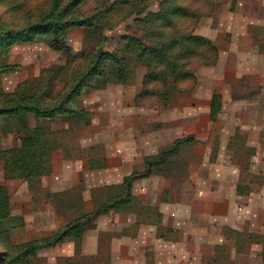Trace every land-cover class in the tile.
<instances>
[{"label": "crops", "instance_id": "1", "mask_svg": "<svg viewBox=\"0 0 264 264\" xmlns=\"http://www.w3.org/2000/svg\"><path fill=\"white\" fill-rule=\"evenodd\" d=\"M219 7L216 22L200 24L197 32L216 44L219 61L198 71L191 95L155 111L151 127L127 126L118 112L116 122L100 126L107 142L94 146V139H84L82 150L100 147L101 160L73 153L64 143L54 152L53 173L18 191L26 208L37 206L30 211L33 221L51 229L58 220L51 194L72 199L77 193L80 212L90 214L94 191L146 171V159L176 141L195 140L197 164L191 161L180 177L162 169L136 181L132 209L100 216L86 229L81 252L67 240L56 246L59 257L77 259L76 264H264V244L249 241L251 234L264 236V0ZM215 94L223 107L213 122ZM90 95L91 107L85 109L92 124L82 126L87 130L94 129ZM138 110L147 114L146 108ZM57 123L61 127L54 130H68L62 119Z\"/></svg>", "mask_w": 264, "mask_h": 264}, {"label": "trees", "instance_id": "2", "mask_svg": "<svg viewBox=\"0 0 264 264\" xmlns=\"http://www.w3.org/2000/svg\"><path fill=\"white\" fill-rule=\"evenodd\" d=\"M80 1L68 0L64 8L57 3L55 9L36 23L29 21L16 29L0 26V44L5 41L9 42L7 46L9 49L23 39L30 41L36 39L47 43L56 52L70 51L67 44L68 31L73 27H89L87 20L73 16V10ZM138 1L117 0L113 2L114 5L126 7L133 5L135 11L129 12L127 18L135 16L134 23L137 26L134 29L141 27L144 31H141L143 34L141 38H139L140 31L122 37V41L126 43L124 53L119 50L106 52L102 46L95 49L87 57L85 65L74 66L75 70L81 69L82 72L73 71L72 83H66L63 90L55 97L52 95H54L55 82L60 74L54 73L53 69L44 70L37 79L36 86L25 82L20 84L13 93L7 94L0 91V121L5 125L4 128L0 126V133H14L19 139L18 146L0 150V161L5 163L6 179L35 180L53 173V155L62 146L59 138L68 135L75 127L80 125L89 127L92 124L88 112L72 107L84 94L82 88L87 84L88 79H94L89 83L88 91L91 89L104 90L111 83L127 84L131 75V64L134 62L141 65L146 73L143 78L144 91L140 96L143 101L155 99L154 104L144 102L143 106L160 110L174 103L179 96L191 95L198 85V71L205 67H215L218 64L220 51L212 40L197 35L193 30L184 32L178 28L181 22H189L190 27V23L200 13L199 10H202V7L209 8L213 0H198L197 2L201 4L199 9H192V11L187 5L180 4V0H165L160 3L158 12H147L146 14L148 5L145 3L148 0ZM229 1L232 2L233 9L237 0ZM136 3H142L144 7ZM117 9L116 13H121L122 9ZM127 18L124 17L123 20ZM101 28H106V26L101 27L100 24L94 23V32ZM130 57L133 62L130 61ZM75 58L77 62L81 61V57ZM152 85L157 87L154 92L147 90ZM222 107V97L215 94L211 103L213 122L217 120ZM59 116L63 117V124H69L74 128L69 127L68 130L63 131L54 130L53 126L57 124ZM30 118L36 122L34 126L30 124ZM191 141L195 140L189 138L176 141L169 150L148 157L145 172H134L125 177L120 185L106 186L100 191H94V198H98L99 195L100 197L109 196L108 205H102L95 199L96 208L93 213H81L79 218H75L65 227L63 233H57L52 238L44 239L42 247L29 248L30 251L35 254L42 248L73 240L76 254H79L82 250L84 233L91 223L112 210L122 211L123 206L128 207L133 202L131 190L134 183L151 176L154 173V166L159 167L166 163L170 157L179 153V149L185 143ZM103 165L99 164L97 167L102 168ZM66 195L68 194L61 196ZM9 215L11 217L8 194L0 189V220L7 219ZM261 237L251 234L249 241L255 242ZM261 243L264 244V242Z\"/></svg>", "mask_w": 264, "mask_h": 264}, {"label": "rangeland", "instance_id": "3", "mask_svg": "<svg viewBox=\"0 0 264 264\" xmlns=\"http://www.w3.org/2000/svg\"><path fill=\"white\" fill-rule=\"evenodd\" d=\"M57 1L58 0H0V26L16 29L22 27L29 21L36 23L49 14L51 10L55 9L57 3H59V6L61 5V8H64L68 2V0ZM114 1L117 0H81L79 2L73 10V16L79 17L81 20H87L89 27H73L68 31L67 44L70 47V51L56 52L52 50L47 43L37 41L36 39L34 41L23 39L19 44L13 45L9 49H7L9 42L5 41L0 44V91L7 94L13 93L20 84L25 82L36 86L37 79L42 75V72L46 69H53L54 73L60 74L58 80L55 82L56 87H54V95H52V97H55L58 92L63 90L66 83H72L71 76L73 71L82 72L81 69L75 70L74 66H77V64H79V66L85 65L87 57H89L95 49L102 46L106 52L119 50L124 53L126 43L122 41V37L140 31L139 38H141L143 37L141 31H144L141 27L134 29V27L137 26L134 23L135 16L132 15L129 19L127 18V14L132 12V10L135 11V7L133 5L127 7L114 5ZM136 1L139 2L138 0ZM162 1L165 0H148L145 3L148 5L145 14L147 12H158ZM197 1L198 0H180L179 3L187 5L192 11V9H199L201 4ZM210 3L209 8L202 7L203 9L199 10L200 13H198L195 20L190 23V27L188 25L189 22H181L178 28L184 32L193 30L194 33L197 34L200 29V24H202V27H207L210 26L212 22H216L213 13L217 7H226L229 3L232 6V2L229 0H213ZM136 4L140 5V7H144L142 3ZM117 8L122 9L121 13H116L118 11ZM124 17L127 19L123 20ZM94 23L100 24L101 27L106 26V28H101L94 32ZM42 39L44 40V37H42ZM75 57H81V61L77 62ZM130 61L133 62L132 57H130ZM145 73L146 70L144 67L133 62L131 64V75L127 84L111 83L108 84L104 90L96 91H94V89L88 91V87L90 86L89 83L94 81V79H88L87 84L82 88V92L85 95L83 94L84 96L82 95L78 98L72 107L79 111L88 112L85 108L91 107L89 104L91 103L90 94L92 93L94 95V129L87 130L86 128H82L83 125L74 128V126H70L66 123L68 129L69 127L74 128L72 132L76 128L78 129L69 136L66 134L60 137L59 140H61V145L63 146L65 143L67 146L68 144L73 153L81 151V155L89 156L93 161L101 160L104 156L101 148L95 149L91 147L93 150H90L91 148H84L82 150V146H86L87 143L85 140L90 141L91 139H94V146L107 142L108 134L103 133L100 126H106L112 121L116 122L118 119V112L121 115H125L124 118L127 126L133 125L138 128H140V126L143 128L145 126H154L156 124L154 122V116L156 115L155 111L159 110L151 109V111L150 108L143 106V104L144 102H151L154 104L153 101L155 99L151 98L147 101H143L142 96H140L144 91L143 78ZM156 88L155 85H152L149 86L147 90L154 92ZM140 107L146 108L147 114L145 110H138ZM59 117V119H63L62 116ZM34 123H36L35 120L30 118V124L34 125ZM0 126L2 128L5 126L2 121H0ZM53 127L58 129V127H61V124L57 123V125ZM192 143V141L185 143L179 149L177 155L170 157L166 163H163L159 167L154 166L153 171L158 172V170L163 169L162 171L165 170L173 173V175L177 177L185 174L188 170L189 163L194 161L197 164V161L200 159H198V155L194 153V146L191 145ZM18 145L19 139L16 134L0 133V150H7ZM170 148L168 147L162 150L166 151ZM244 151V155H246L247 152L246 150ZM136 172L143 173L145 171ZM32 181L33 180L6 179L5 163L0 161V189L8 194L9 210L11 214V217L9 215L7 219L4 218L0 220V264H76L77 259L71 261L66 257H59L58 249H56L57 245L42 248L35 254L30 251L29 248L42 247V241L44 239L52 238L57 233H63L65 227L72 220L81 216V209L79 210L81 203L80 200L76 198L77 193H75V197H72V199L68 197V195L61 196L59 194H51L49 198L56 205L55 208L58 220L50 224L51 229L44 228L42 226L44 222L38 223L33 221V215L30 211L32 208L34 209L36 205L26 208L23 205V202H26V198L17 195L18 191L23 189L25 182ZM37 185L31 186L36 189ZM131 192L133 202L130 203L128 207L123 206L122 211L132 209L136 203L133 188ZM95 199L102 205H108L109 196L102 195L100 197L99 195L98 198H94L96 208ZM53 226H55V228H52ZM255 242H264V236L257 238ZM78 264L81 263L79 262ZM83 264H88V262L85 261Z\"/></svg>", "mask_w": 264, "mask_h": 264}]
</instances>
